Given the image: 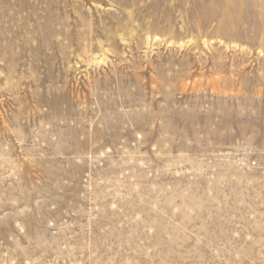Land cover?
<instances>
[{"label": "rangeland", "instance_id": "obj_1", "mask_svg": "<svg viewBox=\"0 0 264 264\" xmlns=\"http://www.w3.org/2000/svg\"><path fill=\"white\" fill-rule=\"evenodd\" d=\"M0 264H264V0H0Z\"/></svg>", "mask_w": 264, "mask_h": 264}]
</instances>
